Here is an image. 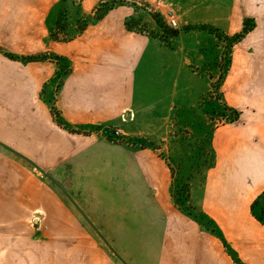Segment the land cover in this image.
<instances>
[{"label":"crops","instance_id":"1","mask_svg":"<svg viewBox=\"0 0 264 264\" xmlns=\"http://www.w3.org/2000/svg\"><path fill=\"white\" fill-rule=\"evenodd\" d=\"M103 1L83 0L81 8L90 13ZM136 1L155 5L159 0ZM164 1L173 4L180 25L168 40L130 28L127 20L138 14L130 4L108 9L72 40H49L70 64L56 104L74 128L117 123L126 113L129 119L123 122L142 119L145 128L159 129L170 115L199 108L211 97L213 82L220 79L214 99L225 100L243 119L212 130L214 165L202 209L214 211L213 216L224 210V189L244 173L242 180H250L251 185L237 190L248 197L228 208L238 206L247 218L234 213L235 217L224 221L238 228L232 239L224 235L223 244L206 224L174 207L169 168L158 150L109 141L56 123L40 92L42 88L50 92L58 63L28 61L34 66L32 81L41 109L25 107L30 120L37 123L31 129L39 134L22 137L20 126L0 117V160L5 152L20 156L16 148L26 149L47 177L39 190L24 188L17 207L23 214L21 218L12 214L8 220L16 225L17 219L25 222L35 211L44 226L39 236L60 243V264H264V224L248 217L252 200H264L260 197L264 192V0ZM54 3L45 9L47 21ZM29 4L45 6L43 0ZM9 21L18 23L13 13L0 15V26ZM13 31L4 33L23 37L20 29ZM240 33L242 37L231 46L225 74L223 69L216 73L214 63L223 59L224 38ZM8 85L5 80L4 87ZM12 97L13 105L20 108L19 92ZM0 105L9 106L1 101ZM3 113L9 111L3 109ZM121 124L126 133H132L126 123ZM3 171L4 165L1 179ZM49 177L59 180L61 193L47 181ZM75 209L84 211L97 231L86 228ZM245 222L252 225L248 237L238 234Z\"/></svg>","mask_w":264,"mask_h":264},{"label":"rangeland","instance_id":"2","mask_svg":"<svg viewBox=\"0 0 264 264\" xmlns=\"http://www.w3.org/2000/svg\"><path fill=\"white\" fill-rule=\"evenodd\" d=\"M30 1L0 0V15L4 14L7 17L13 13L15 19L18 20V23L15 21V24L13 21H9V24L0 26V101L4 105L6 102L9 104L4 107L0 105V111L3 109L9 111V113L0 114V117H3L2 119L11 125L20 126L22 137L33 132L39 134V131L31 129V126H34L36 122L31 121L26 113V104H31L33 109L40 108L39 94L36 100L35 83L32 81L34 66L26 62L36 61L29 60L30 57L36 56L37 61L58 63L50 92L45 91L44 88L40 92L41 98L46 101V107L50 114L52 113L56 123L69 130L104 137L109 141L128 142L134 147H149L158 150L169 168V197L174 207L187 216L206 224L208 230L218 236L223 244L224 235L228 239L235 237L238 227L232 224L224 225V221L235 217V215L239 218H247L242 213L244 210L238 209V206L228 208L238 200L241 203L244 198L248 197L247 194L243 196L238 192L239 189L246 188L247 184L251 185L250 180L248 182L242 180L241 177L244 173L238 177L240 179L232 178L227 189H224V210L215 211L214 215L216 216H213L211 212L214 211L202 209L204 188L208 185L210 168L214 165V153L211 149L212 130L218 125H226L243 119H240V111L227 104L225 100L224 103H221L214 99L220 79L213 82L211 97H206L199 108L170 115L167 117L164 127L159 129L145 128V120L142 119L135 118L129 122H123L129 118L123 120L122 116L117 123L93 128H74L65 122L56 104L58 90L64 74L70 69V64L57 52L56 48L50 46L49 40L53 39L56 42L72 40L89 23L98 19V15L102 16L108 9L120 4L133 5L138 11L137 16H132L127 20V25L130 28L136 31H147L149 34L158 33L168 40L177 31L168 23V11L177 12L173 4L164 0H159L155 5L136 0H107L92 8L90 13H86L81 8L83 0H59L57 3H54L56 0H43L45 6L42 8L36 4H29ZM53 3L47 21L45 9ZM36 13L37 15L34 17L33 15ZM9 19L13 20V17ZM9 28H12L13 32L20 29L23 37L18 38L5 34L4 32L12 30H7ZM34 32L36 36H34ZM242 35L240 33L224 38L223 59L214 63L217 68L216 73H220L223 69L225 74L231 62V46ZM5 80H8L9 83L7 88L4 87ZM18 92L20 108L16 104L13 105L12 96L13 94L16 96ZM121 123H126L132 133H126V129H123L124 126ZM117 129L122 132L119 136L115 133ZM40 132L44 133V130H40ZM37 138L32 140H37ZM16 149L22 155H11L5 152L6 157L0 160V166L4 165L5 170L3 178H0V190L4 192V195H0V215L2 216L0 217V221H2L0 222V264H60V243L46 242L39 236L44 226L40 225L41 220L36 217L35 211L26 217L25 222L17 219L16 225L9 224L8 218L12 214L17 215L18 218H21L20 216L23 214L17 207L20 203V193L24 191V188L39 190L40 184L44 183L45 177H47L44 168H41L36 161L34 162V157L30 152L20 147ZM15 175L17 180L14 178ZM47 181L59 193L63 191L56 178L49 177ZM236 190L237 192H235ZM2 192L1 194H3ZM1 196L4 198L1 199ZM260 197L264 198V192ZM13 198L16 201H13ZM251 200L252 198H249L248 201ZM251 205L252 208L248 210L249 219L255 217L264 224V200L258 197L252 200ZM11 207H15L16 210ZM75 212L86 228L97 231V226L91 225L83 214L84 211L75 209ZM234 213L236 214L234 215ZM239 229L238 234H245V237L253 233L251 223L245 222L244 226H239ZM105 244L108 248L113 249L110 243Z\"/></svg>","mask_w":264,"mask_h":264},{"label":"built area","instance_id":"3","mask_svg":"<svg viewBox=\"0 0 264 264\" xmlns=\"http://www.w3.org/2000/svg\"><path fill=\"white\" fill-rule=\"evenodd\" d=\"M168 23H169V25L171 27H173L175 29H179L180 28L179 21H178V15L173 10H169L168 11ZM131 116H133V113H131ZM122 119L123 120L127 119L126 113L122 114ZM115 133H116L117 136L122 134L120 129H117Z\"/></svg>","mask_w":264,"mask_h":264},{"label":"trees","instance_id":"4","mask_svg":"<svg viewBox=\"0 0 264 264\" xmlns=\"http://www.w3.org/2000/svg\"><path fill=\"white\" fill-rule=\"evenodd\" d=\"M105 1H107V0H104L103 2H105ZM98 16H99V18L102 17L101 15H98ZM29 60H38V59H36V56H32L29 58Z\"/></svg>","mask_w":264,"mask_h":264}]
</instances>
